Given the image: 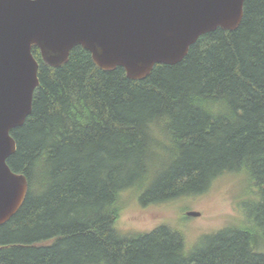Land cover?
Returning <instances> with one entry per match:
<instances>
[{
    "label": "trees",
    "instance_id": "16d2710c",
    "mask_svg": "<svg viewBox=\"0 0 264 264\" xmlns=\"http://www.w3.org/2000/svg\"><path fill=\"white\" fill-rule=\"evenodd\" d=\"M32 54L39 85L7 160L28 189L0 226V264H264V0L142 80L80 46L56 68ZM231 175L234 221L193 246L169 224L118 226L132 199L174 202Z\"/></svg>",
    "mask_w": 264,
    "mask_h": 264
},
{
    "label": "water",
    "instance_id": "95a60500",
    "mask_svg": "<svg viewBox=\"0 0 264 264\" xmlns=\"http://www.w3.org/2000/svg\"><path fill=\"white\" fill-rule=\"evenodd\" d=\"M246 0H0V226L19 210L28 184L7 165L11 131L32 112L39 63L60 67L80 46L102 70L142 80L157 64L183 61L197 40L234 31ZM198 217V212H187Z\"/></svg>",
    "mask_w": 264,
    "mask_h": 264
},
{
    "label": "rangeland",
    "instance_id": "374dc122",
    "mask_svg": "<svg viewBox=\"0 0 264 264\" xmlns=\"http://www.w3.org/2000/svg\"><path fill=\"white\" fill-rule=\"evenodd\" d=\"M241 179L227 176L215 182L205 193L159 205L140 206L132 199L118 220L121 231L147 232L161 224L182 230L188 247L209 233L216 232L234 221L236 199ZM198 212V217L183 216Z\"/></svg>",
    "mask_w": 264,
    "mask_h": 264
}]
</instances>
